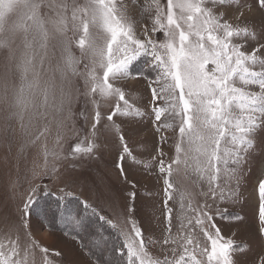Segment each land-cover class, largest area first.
<instances>
[{"label":"snow or ice","instance_id":"snow-or-ice-1","mask_svg":"<svg viewBox=\"0 0 264 264\" xmlns=\"http://www.w3.org/2000/svg\"><path fill=\"white\" fill-rule=\"evenodd\" d=\"M256 3L264 10V0ZM140 11L150 21L141 29L143 39L123 0H0V140L10 151L17 137L23 138L21 150L45 137L46 167L49 155L61 158L60 151L47 148L51 126L57 129L55 146L62 149L65 132L75 131V116L87 120L91 106L87 144L81 139L68 155L90 157L96 139L111 133L121 149L120 161L127 157L152 168L133 155L114 119L139 121L146 115L117 86L143 77L145 71L136 64L146 58L144 69L156 73L149 84L155 130L176 132L174 154L166 159L160 147L151 157L158 160L163 184L162 241L145 237L135 219L134 191L122 211L111 197L106 199L116 217L109 219L99 204L84 200L76 207L78 198L63 188L57 195L45 186L40 196L37 185L22 207L0 203V264H36L37 250L40 264H61L50 258L61 254L50 253L30 231L31 217L41 214V201L48 196L55 198L57 223L66 235L76 232L78 238L89 222H99L89 244H82L90 255L110 253L96 264H240L234 257L248 246L224 237L216 218L242 220L220 204L237 202L245 166L264 130V20L257 26L251 19L255 9L249 0H145ZM81 96L84 107L77 114L73 107ZM159 140L166 143L168 137L162 134ZM116 167L124 175L122 163ZM256 191L258 234L264 239V178ZM157 243L162 251L154 255L150 246Z\"/></svg>","mask_w":264,"mask_h":264},{"label":"rangeland","instance_id":"rangeland-1","mask_svg":"<svg viewBox=\"0 0 264 264\" xmlns=\"http://www.w3.org/2000/svg\"><path fill=\"white\" fill-rule=\"evenodd\" d=\"M145 0H123V4L129 15L137 21L136 31L139 38L143 39L141 29L150 27V21L146 13L142 14L140 5ZM254 13L251 19L259 26L264 20V10L257 7L256 0H249ZM143 15V19L141 16ZM231 16V11L229 12ZM248 16V12H245ZM157 39L162 38V34H157ZM76 55L79 52L76 51ZM146 58H141L145 60ZM138 62L136 67L144 70L145 76L135 79H128L117 82V86L124 88L130 102L141 108L146 115L143 119L135 121L132 118H114L121 124L122 131L130 150L138 160L148 161L153 166L146 169L142 164L133 163L130 158L119 160L121 149L118 141L111 133H103L96 139L98 147L89 156H69L72 146L81 139L87 144V137L91 126V106L88 107L86 115L88 119L77 115L74 118L75 131H66L61 140L63 148L55 146L57 129L55 124L51 126L50 133L46 134V144L49 151H60L61 158L55 160L51 155L47 157L45 167V157L41 145L45 143V137L41 138L34 147L21 150L23 138L17 137L11 142V149L0 140V203H7L15 210L22 207L24 200L31 187L39 185L38 195H43L45 186L51 193L60 194V189L72 192L81 201L87 200L93 206L99 204L109 219H115L112 209L106 203V199L111 197L116 202L117 211H122L128 203V193L136 192L135 219L139 222L144 231L145 237H152L157 241L163 239V218H162V179L159 177L156 162H152L151 157L157 155V149L162 147L167 157L174 154V144L176 132L172 129L156 132L151 115L152 95L149 84L154 79L156 73L151 69H144L145 62ZM83 70V65L80 66ZM147 76V77H146ZM83 92V81L79 82ZM239 86V85H238ZM84 107V98L74 105L73 111L79 113ZM105 117L109 111L107 107L101 109ZM72 122H69V128ZM168 137L166 143L159 140L160 135ZM257 147L253 150L251 161L245 166V173L240 188L239 197L235 203H222L220 207L227 209L232 215L242 217V220H221L216 218V224L221 229L224 237H231L241 245L248 247L243 253L237 254L236 259L240 264H260L264 258V239L258 234V196L257 185L261 178H264V130L258 133ZM117 163H122L124 175H121L116 167ZM55 165L56 170L53 171ZM39 175H33V172ZM13 181L16 185L13 186ZM103 194V195H101ZM200 201L202 198L197 197ZM30 231L43 247L50 250V253L59 252L60 257L50 256L52 259L61 261V264H96L85 254L79 243L74 239L57 232L48 230L40 221L32 216L30 219ZM175 231V229H174ZM203 241V237H201ZM170 247V246H169ZM154 255L161 253L162 248L159 243L150 246ZM41 256L37 250L36 264H40Z\"/></svg>","mask_w":264,"mask_h":264},{"label":"trees","instance_id":"trees-1","mask_svg":"<svg viewBox=\"0 0 264 264\" xmlns=\"http://www.w3.org/2000/svg\"><path fill=\"white\" fill-rule=\"evenodd\" d=\"M142 61L143 60H140V62H142ZM143 62H145V60ZM41 196H43V195H41ZM79 201H81V200H79V199L74 200L73 201L74 206L82 207V205L79 204ZM41 204H42L41 214L38 217L34 215V217H36L40 221V223H41V221H43L42 224L48 230H51V231L57 232L59 234L65 235V236L70 237V238L74 239L75 241H77L79 243L81 249L85 252V254L90 258V260H92L95 263H96L97 258H99L101 260H104L106 258H110V253H107V252L100 253L99 251H95L93 254L90 255L87 248L82 246V244L83 245L89 244V241L92 238L91 233H92V231H94L96 228L99 227V222H96L93 219V221L88 223L87 230H80L78 238H74L77 235L76 232H73L71 235H66L65 229L62 228L57 223L58 209H57V205L55 202V198L53 196L44 197L41 201ZM105 235L109 236L110 238L115 237V233H112L110 230H106Z\"/></svg>","mask_w":264,"mask_h":264}]
</instances>
